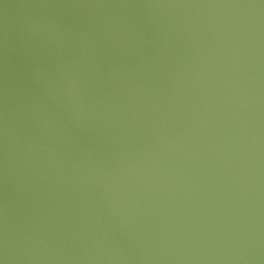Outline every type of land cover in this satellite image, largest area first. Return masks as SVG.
Here are the masks:
<instances>
[{"label": "water", "instance_id": "water-1", "mask_svg": "<svg viewBox=\"0 0 264 264\" xmlns=\"http://www.w3.org/2000/svg\"><path fill=\"white\" fill-rule=\"evenodd\" d=\"M0 264H264V0H0Z\"/></svg>", "mask_w": 264, "mask_h": 264}]
</instances>
